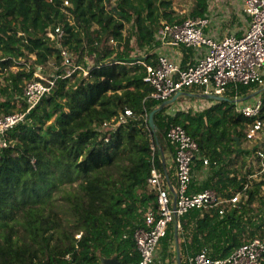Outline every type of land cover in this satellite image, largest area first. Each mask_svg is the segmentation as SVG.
<instances>
[{
    "label": "trees",
    "instance_id": "1",
    "mask_svg": "<svg viewBox=\"0 0 264 264\" xmlns=\"http://www.w3.org/2000/svg\"><path fill=\"white\" fill-rule=\"evenodd\" d=\"M65 1L0 0V70H9L8 83L1 87L0 115L16 111L12 99H22L24 85L35 78L33 65L27 69L22 59L35 56V63L46 66L50 59L60 62V48L47 35L50 27L62 24L61 44L81 54L89 50L95 57L88 76L59 77L52 92L5 133L8 145L0 148V264H103L102 258L112 257L138 264L134 231L144 221L143 209L157 203L148 187L150 132L155 130L161 146L156 151L161 167L159 156L167 143L175 154L166 137L171 122L183 124L199 145L194 171L203 170V157L209 158L207 178L196 188L194 181L192 190L211 187L227 197L242 193L224 215L195 209L181 218L185 257L203 247L214 258L227 257L244 242L264 238V219H253L264 178L249 180L253 168L247 156L253 149L243 148V132L228 129L229 124L244 128L250 119L236 113L231 100L173 114L169 109L176 101L162 106L163 100L153 97V87L143 81V62L155 63L157 53L131 55L126 25L136 28L140 48L155 47L162 18L171 23L185 19L173 0ZM207 13L208 0H196L191 15ZM13 66L19 67L13 71ZM125 107L133 110L127 122L101 128ZM26 108L22 99L19 110ZM153 110L155 128L149 123ZM124 158L129 163L122 166ZM116 166L122 167L118 177L110 171ZM173 239L171 227L162 239L164 252Z\"/></svg>",
    "mask_w": 264,
    "mask_h": 264
},
{
    "label": "built area",
    "instance_id": "2",
    "mask_svg": "<svg viewBox=\"0 0 264 264\" xmlns=\"http://www.w3.org/2000/svg\"><path fill=\"white\" fill-rule=\"evenodd\" d=\"M69 4V1H65ZM243 8L250 16L247 30L241 36L232 33L216 38L205 32L210 19L188 17L182 22L162 18L156 30V39L199 52L193 63L181 66L165 54L158 56L155 63L146 64L143 81L153 87L152 96L165 100L182 92L178 99L189 90H198L205 96L216 94L229 97L236 105L237 112L250 119L244 124L243 137L253 149L254 169L249 180L264 176V113L261 92L264 91V0H243ZM19 35L24 32L19 31ZM47 35L60 48V62L50 59L56 73L45 75L46 65L35 63V56L22 59L26 68L33 65L35 78L26 82L22 99L27 104L25 110L0 115V148L7 146L5 133L16 123L23 120L32 108L49 95L59 77H71L74 73L88 76L92 63L85 59L75 60V53L61 44L64 36L62 24L50 27ZM111 44H116L114 39ZM32 59V60H31ZM47 64V65H48ZM254 88L256 98L252 102L239 104L247 91L242 87ZM177 101V100H176ZM133 115L130 107H125L115 117L105 120L104 128L116 129ZM151 130V128H150ZM151 130V169L148 187L157 195V203L143 209L144 221L134 231V239L140 253L138 264H157L158 247L169 228L176 235L182 231L181 218L191 210H218L224 215L230 207H236L241 199V191L227 197L208 187L193 191L194 159L198 155L197 141L186 131L183 124L171 122L167 130L168 142L175 147V184L170 185L169 171L165 165L163 150L159 156L162 166L157 163L156 151L161 149L158 137ZM205 165L209 158L203 157ZM260 180V179H259ZM246 183L244 188H248ZM79 236V234L77 235ZM178 237V236H177ZM183 264H264V238L254 237L239 245L227 257L214 258L209 249L203 247L199 252L188 255Z\"/></svg>",
    "mask_w": 264,
    "mask_h": 264
},
{
    "label": "crops",
    "instance_id": "3",
    "mask_svg": "<svg viewBox=\"0 0 264 264\" xmlns=\"http://www.w3.org/2000/svg\"><path fill=\"white\" fill-rule=\"evenodd\" d=\"M243 6V0H208L207 17L210 19V23L209 26L205 29V32L209 35L215 36L216 38H222L232 33L236 34L237 36L243 35L247 30L250 22V16L245 13ZM148 50L150 52L157 53V58L161 54L168 55L183 67L190 63H193L199 54V52H197V50L194 48L190 49L182 45L162 42L161 40H158V44L151 49H149V47H146L143 55H145ZM143 63L145 64V67L146 64H148L145 62ZM253 90L255 89H247L246 94H248V96L245 95V102H252L253 100H255V98L257 97V91L253 92ZM183 96L188 98L194 97V100H196L195 102H198V105H196L200 106V111H203L204 109L218 102H215L216 100L205 96L202 92L196 89L187 91ZM177 100L178 101H176L169 109V111H171L173 114L177 110H187L180 108L178 106L180 105V99ZM246 144L247 146H245ZM242 146L244 149H251L248 141H246L244 137H242ZM163 155L165 159V165L169 171L170 185L174 186L175 154L172 153L168 143L166 144V148L163 149ZM249 156L247 157L249 158ZM240 164L241 160H239L238 165ZM208 172L209 167L207 165L203 166V170L194 171L193 181H195V188L198 186V184H201L207 178ZM180 233L176 235L174 232V239L170 242L167 252H164V240L161 241L157 251V264H178L179 258L181 259V261L185 260V255L182 253V251H180V248L178 249V240Z\"/></svg>",
    "mask_w": 264,
    "mask_h": 264
},
{
    "label": "rangeland",
    "instance_id": "4",
    "mask_svg": "<svg viewBox=\"0 0 264 264\" xmlns=\"http://www.w3.org/2000/svg\"><path fill=\"white\" fill-rule=\"evenodd\" d=\"M195 4H196V0H173L174 9L179 13V15L181 17H184L185 19L188 17H192L191 11L194 9ZM125 33H126V35H130L131 39H132L131 45H133V51L131 52V55H133L135 57L136 56L137 57L142 56L145 52V49L140 48V46L138 45L136 28L132 24H127L126 28H125ZM72 51L75 53L76 62H79L81 55H83L81 59H83V61H85V59H86L89 62V64L94 63V61H95V57L93 56V54H91L89 52V50H85L83 52V54H81L80 52L78 53L75 50H72ZM53 61H55V60H52V62ZM18 67L19 66H13L11 69L13 71H16L18 69ZM8 71L9 70H4V71L0 70V95H2L3 97L5 96V94H3V92L1 91V87L5 86L8 83V81L6 80V76L8 75ZM55 73H56V69L54 68V66L48 64L46 66V69H45V75L47 77H50V76L54 75ZM11 91H13V90H11ZM261 93H263V91ZM6 96H8V95L6 94ZM12 100H14L13 102H15V104H16V110H19V107L22 105V99H20L18 97L16 99H12ZM195 101L196 100H194V97L188 98V97L181 96L180 105H182V106H180V105H178V106L180 108L187 109V110L192 109L194 111H200V106H197L198 102H195ZM215 102H217V100ZM239 104H242V105L245 104V100L239 101ZM235 112L237 113L236 105H235ZM51 119H54V117H52ZM228 129L232 133H234L235 131H239L241 133V135H242V132H244V128H242L240 126L236 127L235 125H232V124L228 125ZM242 137H243V135H242ZM245 146H247V144ZM120 163H121L120 165L123 166V165H126L127 163H129V160L124 158L123 160H120ZM247 163H248L247 164L248 167H252L253 169L255 168L253 155L249 156ZM240 166H241V164L237 165V167H239V168H240ZM244 170H245V167H243V169L241 167V173H243ZM110 171L114 177L115 176L118 177L119 173L122 171V167L116 166ZM262 178H264V176ZM262 178H256V181H260ZM74 184H75V186H77L78 182H75ZM58 202L63 203L62 199H59ZM253 205L255 208L254 214L256 215V216H254L255 218H253V219L256 222L257 221L260 222L261 220L264 219V186L262 187V190H261L260 194L257 197V200L255 201V203ZM63 214L69 215L68 212H65ZM184 233H185V231L183 233L179 234V240H178L179 241L178 242V249L180 248V251H182V253H183V248H184L183 241H184V238L187 236V235H184Z\"/></svg>",
    "mask_w": 264,
    "mask_h": 264
},
{
    "label": "water",
    "instance_id": "5",
    "mask_svg": "<svg viewBox=\"0 0 264 264\" xmlns=\"http://www.w3.org/2000/svg\"><path fill=\"white\" fill-rule=\"evenodd\" d=\"M181 94H182V92L177 93L171 99L165 100L162 103V106L163 105H166V104H170V103L175 102ZM209 98H212V99L217 100V101L230 100L229 97L220 96V95H216V94L209 95ZM154 114H155V110L151 111V113L149 114V123H150V125L153 128H155ZM235 139L237 140V142L239 144L240 143V138L238 136H235ZM102 262H103V264H124L123 262H121L120 260H118V258H116V257H112V258H102ZM178 264H182V261H181L180 258H179Z\"/></svg>",
    "mask_w": 264,
    "mask_h": 264
}]
</instances>
